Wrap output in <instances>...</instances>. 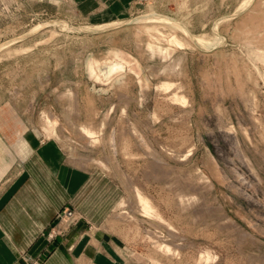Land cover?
<instances>
[{"label":"rangeland","instance_id":"1","mask_svg":"<svg viewBox=\"0 0 264 264\" xmlns=\"http://www.w3.org/2000/svg\"><path fill=\"white\" fill-rule=\"evenodd\" d=\"M42 149L81 175L48 242L264 264V0H0V186Z\"/></svg>","mask_w":264,"mask_h":264},{"label":"crops","instance_id":"2","mask_svg":"<svg viewBox=\"0 0 264 264\" xmlns=\"http://www.w3.org/2000/svg\"><path fill=\"white\" fill-rule=\"evenodd\" d=\"M48 156L42 149L30 166L23 165V171H37L31 179L0 186V264H131L104 235L85 238L81 224L52 242L42 236L81 182L78 172L61 170L57 155Z\"/></svg>","mask_w":264,"mask_h":264}]
</instances>
